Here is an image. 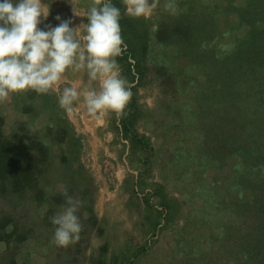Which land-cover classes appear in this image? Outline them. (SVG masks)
<instances>
[{
	"label": "rangeland",
	"instance_id": "374dc122",
	"mask_svg": "<svg viewBox=\"0 0 264 264\" xmlns=\"http://www.w3.org/2000/svg\"><path fill=\"white\" fill-rule=\"evenodd\" d=\"M42 2L49 14L40 27L59 23L57 15L72 18L71 26H79L96 0ZM112 3L122 12L123 45L117 60L132 91L123 111L91 117L82 101L75 102L71 112L59 106L64 87L86 83L84 71H67L47 92L77 138L73 144L67 137L63 146L73 158L76 176L62 168L55 135L42 139L56 152L51 171L64 174L67 193L82 201L77 212L80 239L64 247L52 238L31 239L15 260L17 264H234L221 245L224 207L218 204L247 195L237 189V158L222 164L201 145L203 124H198V116L205 114L196 106L207 73L197 47H191L192 54L181 49L195 24L203 32L195 30L189 42L218 56L235 49L237 40L249 32V25L239 19L249 0H177L176 14L158 0L150 15L139 18L126 12V0ZM210 16L218 27L214 37L213 26L206 33ZM27 92L31 102L23 100ZM42 100L43 94L32 90L0 98L3 133L27 128L29 122L49 133L53 122L40 111ZM24 105H29V115L23 112ZM52 187L63 189L59 182L52 181L51 191ZM3 207L7 209L0 201V215ZM41 234L45 236L36 233ZM10 260L0 241V264Z\"/></svg>",
	"mask_w": 264,
	"mask_h": 264
},
{
	"label": "trees",
	"instance_id": "16d2710c",
	"mask_svg": "<svg viewBox=\"0 0 264 264\" xmlns=\"http://www.w3.org/2000/svg\"><path fill=\"white\" fill-rule=\"evenodd\" d=\"M239 19L249 25V32L226 54L218 56L214 50L206 51L200 44L189 42L196 31L203 32L198 24L191 26V36L185 39L181 50L192 54L191 47H197L201 66L207 73V83L202 87L204 92L198 94L196 106L205 114L198 116V124H203L201 145L213 159L219 157L216 160L222 164L230 157L237 158V189L247 195L234 203L218 204L224 207L220 216L221 245L228 261L233 260L234 264H264V0H249ZM210 28L211 37L217 35L218 27L211 16L206 33ZM42 94L40 111L47 112L53 122L47 127L49 133L27 122L29 127L19 126L5 134L0 116V201L7 207H3L0 215V241L11 258L9 264H17L15 256L29 240L53 237L50 217L66 202L65 175L51 171L52 165H56L53 159L56 152L43 141L44 136L55 135L61 145L57 157L62 168L67 175L76 176L72 172L73 158L63 146L67 137L73 144H77V138L67 127L57 103L49 100L48 93ZM31 98L27 92L23 100L31 102ZM28 106L24 105L23 112L29 115ZM52 181L62 183L63 189L52 187L51 191ZM37 232L45 236L38 237Z\"/></svg>",
	"mask_w": 264,
	"mask_h": 264
},
{
	"label": "clouds",
	"instance_id": "9594fccd",
	"mask_svg": "<svg viewBox=\"0 0 264 264\" xmlns=\"http://www.w3.org/2000/svg\"><path fill=\"white\" fill-rule=\"evenodd\" d=\"M158 0H126V12L146 17ZM170 14L179 10L177 0H164ZM49 9L42 0H0V98L28 90H54L67 71H84L82 86H66L58 96L61 108L71 112L82 101L91 117L107 112L120 114L132 91L122 76L117 57L122 52L121 8L112 0H96L86 12V22L71 26L72 18L57 15L59 23L46 24ZM83 24V32L80 25ZM65 204L50 217L52 242L68 246L80 239L82 225L77 214L82 201L65 189Z\"/></svg>",
	"mask_w": 264,
	"mask_h": 264
}]
</instances>
